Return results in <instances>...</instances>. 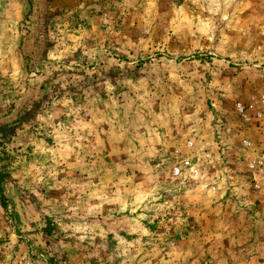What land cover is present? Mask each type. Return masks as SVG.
<instances>
[{"label": "rangeland", "instance_id": "1", "mask_svg": "<svg viewBox=\"0 0 264 264\" xmlns=\"http://www.w3.org/2000/svg\"><path fill=\"white\" fill-rule=\"evenodd\" d=\"M263 98L264 0H0V264H264Z\"/></svg>", "mask_w": 264, "mask_h": 264}, {"label": "built area", "instance_id": "2", "mask_svg": "<svg viewBox=\"0 0 264 264\" xmlns=\"http://www.w3.org/2000/svg\"><path fill=\"white\" fill-rule=\"evenodd\" d=\"M234 117L242 123L243 129L261 128L264 126V98L259 102V106L255 111L245 103L239 102L234 107ZM244 148L257 152L252 142L243 141ZM188 151L192 152L196 149V144L192 141L187 142ZM218 154L224 156L223 147L220 146ZM221 158V157H220ZM245 161L246 172L249 174L254 190L260 191L262 186L260 178H264V152ZM175 177H181L186 180H198L201 177L202 170L199 164L191 156H186L179 166H175L172 170ZM215 189V188H214Z\"/></svg>", "mask_w": 264, "mask_h": 264}, {"label": "crops", "instance_id": "3", "mask_svg": "<svg viewBox=\"0 0 264 264\" xmlns=\"http://www.w3.org/2000/svg\"><path fill=\"white\" fill-rule=\"evenodd\" d=\"M254 130L257 133V139L259 141L253 142L250 140L249 133ZM217 137V136H216ZM215 137V142L213 148L216 150L213 153H218L217 150H219L220 146L223 147L225 157L228 154H231L232 147L234 146L233 142H237L238 139V144L240 146L241 152H245V154H249V157L247 158H252L255 157L256 155L261 154L264 152V126L261 128H253L251 127L250 129H243V125L241 122H239V129L236 131L233 128L229 129L227 133H222L218 136V138ZM244 140H249L252 142L253 148L257 151L254 152L253 150H247L244 148L243 141ZM246 158V159H247ZM244 163V162H243ZM244 165H246L244 163Z\"/></svg>", "mask_w": 264, "mask_h": 264}]
</instances>
